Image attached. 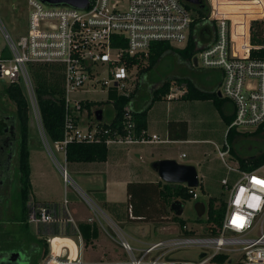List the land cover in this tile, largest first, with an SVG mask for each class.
<instances>
[{"label": "built area", "instance_id": "2783aa9c", "mask_svg": "<svg viewBox=\"0 0 264 264\" xmlns=\"http://www.w3.org/2000/svg\"><path fill=\"white\" fill-rule=\"evenodd\" d=\"M232 1L235 0H217L213 6L209 0L211 8L207 20L213 25L215 37L196 55L202 67L222 71L220 93L234 106L226 133L229 128L250 131L264 122V58L246 54L247 47L252 46L249 44L250 24L263 19L264 12L244 8ZM261 2L264 4V0ZM27 6L25 30L17 36L10 33L0 18V78L5 79L6 84L22 88L30 118L47 150H51L50 142L43 128L30 64H52L61 68L65 111L63 138L52 144L62 151L64 159L65 146L70 141H103L106 146L166 141L157 134L138 137L129 105L124 107L119 128L110 123L103 126L94 113L88 117L81 104L88 99L70 98L69 93L101 86L106 94L109 87L126 94L129 58L143 60L153 42L178 44L187 40L191 12L182 0H88L83 8L27 0ZM118 37L125 40V46ZM263 46L264 42L252 47ZM81 123L86 126L82 127ZM215 149L225 169L220 184L227 193L219 224L208 223V234H181L133 247L118 225L107 218L106 223L115 237L107 233L127 253L129 264H211V258L219 253L228 254L231 261L227 264H264V163L250 170L231 163L227 159L230 151L227 140L221 145L215 144ZM51 158L61 173L64 195L69 185L89 205H96L70 178L66 165L58 163L53 155ZM188 188L193 198H197L194 188ZM67 202L64 197L60 206L35 204L27 212L28 223L57 226L74 223ZM182 228L187 229V226ZM213 228L215 234L209 232ZM71 231L81 242L76 225ZM66 232L67 228L60 233ZM45 239L48 249L37 264H84L81 247L78 246L77 253L73 240L67 235L48 234ZM188 247L200 251L184 258L173 255ZM202 252L204 254L199 256ZM231 252L237 254L231 256Z\"/></svg>", "mask_w": 264, "mask_h": 264}, {"label": "crops", "instance_id": "0c3cea01", "mask_svg": "<svg viewBox=\"0 0 264 264\" xmlns=\"http://www.w3.org/2000/svg\"><path fill=\"white\" fill-rule=\"evenodd\" d=\"M193 37L195 41L194 46V54L192 57H187L181 52V49L185 46V42L182 44L170 43V47L165 50L162 54H160L154 63L147 66V59L144 58L141 60L140 65H135L134 67H130V81L129 79L126 81L132 85H128V88L125 86V93L131 92V99L129 106L133 112H146V127L145 133L147 136L151 134H157L160 139L166 140L163 142H149V143H134V144H111L107 146V158L105 161L101 162H87L90 163V168L86 169L82 167L83 162L76 163L70 162L72 164V168L77 171H84L90 174V193H93L95 197L101 201H104L108 204H115L118 206L120 203H124L127 201L128 195L126 192V186L128 183H142V182H151L156 183L159 180L163 181L158 173L152 168L151 163L158 159L163 158H173L175 154L179 157H187V153L184 150L177 151L176 148L172 147L171 144H180L182 145H191V157L188 158L186 164L194 165L197 174L198 181L199 176L202 178L206 176L207 172H211L218 167H223L221 161L217 158L215 144L221 145L225 140H227L230 144V151L228 155V161L231 163H238L236 157H248L253 158L260 151H255L251 153V155L240 154L238 151V146L244 143L246 137L254 134V129L250 131H237L235 130L232 136H227L226 134V126L229 124L233 118L234 114V106L233 103L224 98L220 93V86L222 81V71L219 68H204L202 67L197 59V52L208 43L213 41L215 37V30L213 25L207 23L206 25L202 23H198L193 27ZM247 52H249V46L247 48ZM142 68V69H141ZM141 69V70H140ZM135 70V76L133 77L132 71ZM139 70V71H138ZM159 70H166V74L163 76H159ZM157 77V78H155ZM188 85L192 86L198 91L207 92L216 95V99H187L186 92L188 89ZM154 94H158L160 97L153 99ZM173 101V102H172ZM174 101H189V104L179 103L177 106H173L172 103ZM155 102H159V106L154 104ZM160 103H164L160 105ZM111 109V115L106 121H99L102 123H110L113 117V110L111 104H109ZM95 110H93L94 113ZM103 116V115H102ZM214 120L211 121V120ZM98 121V120H97ZM224 128H217V126H223ZM82 127H85V123H81ZM209 133V136H201V134ZM219 137L218 140L216 138ZM203 144H209L207 147L203 146ZM211 146V147H210ZM37 147V143L32 140V143L29 146V157L30 151L34 150ZM232 150V153H230ZM185 155L182 156L181 154ZM211 155L215 156L214 165L208 166L209 158ZM176 160V159H175ZM128 162H135L136 167L127 168L124 167L123 177L122 178H111V174H113V169L120 167V165ZM148 161L149 170L147 168H142L139 166V162ZM181 163L180 161L176 160ZM30 163V184L31 191L29 194V198L32 199L36 204L49 203V204H62L64 197L67 198V207L70 213V216L73 219L74 223H66L65 226H57V225H36L35 224V235L36 236H47L48 234H59V235H67L74 242V248L77 253L79 248L81 247L82 258L84 260L85 248L80 242L78 235L71 231L74 225L79 222H95L89 220V216L93 215V211L91 213H85L83 207L80 204V198L82 197L70 186L66 188V194L64 195V182H63V193L60 199H44L43 190L36 189L39 188L40 179L42 177V170L38 167L32 172L31 162ZM68 163V162H67ZM69 163V164H70ZM184 163V162H183ZM239 164V163H238ZM222 165V166H221ZM67 167V166H66ZM83 168V169H82ZM224 168V167H223ZM61 175L60 171L58 170ZM62 179V176H61ZM89 182V181H88ZM165 182V181H163ZM199 185V183H198ZM119 187L123 188V194L125 196L120 197L117 193V189ZM96 190H99L101 193H96ZM197 195L198 192L196 188H194ZM101 195V196H100ZM91 198V197H90ZM193 198V197H192ZM198 199V196L197 198ZM79 200V201H78ZM84 201V199H82ZM91 200H93L91 198ZM208 201V199H207ZM85 202V201H84ZM95 204L98 202L94 201ZM90 209H92L91 205L85 202ZM101 211L103 208L99 205ZM85 208V207H84ZM105 209V208H104ZM107 210V209H105ZM170 210V207H169ZM206 211L202 217H206ZM109 213V214H108ZM105 214L108 216L107 218L118 225L121 229L122 225L125 222H134L137 220L142 221L143 219L134 218L130 207L128 208V216L126 214H118V217L112 215L109 211ZM171 215V216H170ZM174 214L173 211L170 210V214L166 216H162L161 218L154 220H162L167 217L171 218ZM179 216V215H177ZM197 218V217H196ZM199 218V219H200ZM107 221V220H106ZM145 221V220H143ZM148 222V221H147ZM175 222V221H174ZM99 223V222H98ZM98 230L99 234L96 238L91 239L88 243H85L87 247V251L90 246L95 244L97 240L101 239V236L107 233L106 228L99 223ZM176 223V222H175ZM195 223H197L195 221ZM177 224V223H176ZM198 224V223H197ZM99 225L104 230L101 232ZM187 226V222L185 223ZM199 225V224H198ZM31 224L29 223L28 227L30 229ZM134 226L140 231L139 225L136 226L135 223L131 224V229H134ZM206 226L199 225V230H194L187 226V229L181 228L183 230H193V234H202V230L206 229ZM61 227V228H60ZM65 228V229H64ZM67 232H64L66 230ZM69 229V231H68ZM122 230V229H121ZM179 225L177 224V231L175 235L170 237H174L177 235L185 234L182 233ZM207 230V229H206ZM34 236V235H33ZM124 236V235H123ZM105 237V236H104ZM134 235L133 238L137 241L140 236L136 237ZM169 238V237H166ZM126 239V238H125ZM165 239V238H162ZM79 240V241H77ZM83 239L81 238V241ZM160 240V239H159ZM84 241V240H83ZM116 241V240H115ZM157 241V240H156ZM155 242V241H154ZM47 243V242H46ZM119 244V243H118ZM130 244V243H129ZM131 245V244H130ZM120 246V245H119ZM132 246V245H131ZM121 247V246H120ZM122 248V247H121ZM74 250V251H75ZM41 259V258H40ZM85 261V260H84Z\"/></svg>", "mask_w": 264, "mask_h": 264}, {"label": "trees", "instance_id": "16d2710c", "mask_svg": "<svg viewBox=\"0 0 264 264\" xmlns=\"http://www.w3.org/2000/svg\"><path fill=\"white\" fill-rule=\"evenodd\" d=\"M185 7L194 14L191 13V21L187 40L185 46L181 49V52L187 57H192L194 54L195 41L193 37V27L207 20V13L202 9L192 6L188 2L182 0ZM217 0H212L213 6H215ZM207 11V10H206ZM114 37V36H113ZM116 37V36H115ZM122 40L121 45L125 46L126 42ZM114 39V38H113ZM264 42V18L253 20L250 24L249 30V44L252 46L262 45ZM115 44V43H113ZM249 46V56H258L264 58V47H252ZM170 47V43L166 41L153 42L150 45L147 59V66H151L157 57ZM141 59L129 58L127 61L128 67L132 65L139 66ZM29 69L35 85V92L38 99V105L44 131L47 139L50 143L59 141L63 138V123H64V89L62 85L61 68L52 64H30ZM142 69V68H141ZM140 69V70H141ZM139 71V70H138ZM2 94L11 103L14 104L13 114L16 118L17 128L25 136L29 132V111L28 103L23 93L22 88L17 84H5L2 88ZM160 97L158 94H154L153 99ZM187 99H216L215 94L201 92L188 85L186 92ZM131 99V92L124 94L119 93L115 87H109L107 91V102L111 104L113 110V117L110 122V126L119 128L121 126V117L124 112V107L129 105ZM82 106L87 110L88 117H92L93 110L100 108L103 104L102 101L85 100L81 102ZM133 123L135 134L139 136H147L145 133L146 127V112H133ZM103 126L106 123L99 122ZM264 129V122L256 127L254 132H259ZM235 130L229 128L227 130V136H232ZM108 148L103 141L92 142H78L70 141L65 146V160L70 162H101L107 158ZM232 153V150L231 152ZM239 166L242 169L250 170L264 163V149L253 158L248 157H236ZM20 171L23 175L21 180L23 188V202L25 203L28 198V193L31 189L30 184V163H29V146L26 144V139L22 144V152L20 158ZM222 187V186H221ZM187 185L183 183H170L158 181L156 183L142 182V183H128L126 186V192L128 195L127 201L118 204H108L101 201L99 205L101 208L107 209L112 215L118 217V214H126L128 216V208L130 207L131 213L134 218L143 219L145 221L157 220L162 216L170 214L169 207L174 200H179L181 204L186 200L192 199V193H190ZM96 193H101L96 190ZM101 196V195H100ZM215 198L209 197L207 201V211L205 218H195L194 220L202 226L208 223L219 224L223 211L225 208L224 200H221L218 204ZM23 216V217H22ZM22 216L17 217V220L21 218H27V211ZM172 219L179 225L180 230L185 225V220L177 215H172ZM77 228L81 238L85 243H88L91 239L96 238L99 234L98 225L95 222H79ZM69 231V229H68ZM202 234H208L207 230H202ZM182 232V230H181ZM211 234H215L213 228ZM182 233L193 234V230H183ZM40 250L37 254L36 260L33 264H37L41 257H43L48 249L47 243L44 239L39 240ZM228 255L225 253L215 254L211 258V264H227Z\"/></svg>", "mask_w": 264, "mask_h": 264}, {"label": "rangeland", "instance_id": "374dc122", "mask_svg": "<svg viewBox=\"0 0 264 264\" xmlns=\"http://www.w3.org/2000/svg\"><path fill=\"white\" fill-rule=\"evenodd\" d=\"M208 9L207 11L202 9L203 12L209 13V10L211 8V5L208 3L209 0H206ZM233 3L244 5V8H252L253 11L257 10L258 12H264V4L261 2V0H252V1H244V0H235L232 1ZM251 2V3H250ZM192 6H196L198 3L190 2ZM235 6V5H234ZM233 12L235 10L231 9ZM230 11V10H229ZM231 11V12H232ZM191 13L194 14V11L191 10ZM28 14V6H27V0H0V18L5 24L6 28L10 31V33L13 36H17L20 33H22L25 30V23L27 19ZM208 20H205L203 22L204 25H206ZM182 44V43H178ZM248 48V47H247ZM246 54L248 52L246 51ZM133 77L135 76V70L132 72ZM167 72L166 70H159L158 75L161 77L165 75ZM157 78V77H155ZM130 81V79H129ZM128 82V81H127ZM127 82H125V86H127ZM7 81L3 78H0V102L3 106L10 107L12 110H14V104L11 103L7 98L4 97L2 94V88L5 86ZM128 85H132V83L129 82ZM91 88V87H90ZM87 89V90H78L69 93L70 98H76V99H88L93 101H102L103 104L101 105L102 109V120L106 121L110 115H111V109L109 107V103L107 100V94L105 91V88H102L101 86H97L96 89ZM2 97V100H1ZM173 102V101H172ZM186 101H174L172 103L173 106H177L179 103H184ZM154 104L158 105L159 102H155ZM164 103H160V105H163ZM185 104V103H184ZM186 104H189V101L186 102ZM159 106V105H158ZM179 106V105H178ZM84 115V112H83ZM34 120L31 118L29 119V141L34 140L37 143V147L34 150L30 151V162H31V168L32 172H34L38 167L42 170V177L40 179V185L39 188L43 190L44 199H60L63 193V182L61 179V175L58 172V169L53 162L51 155L54 156L56 161L60 163L61 165H66L67 172L70 176V178L94 201L99 203V200L97 197L93 195V193H90V174L86 173L84 171H77L72 168V164L67 163V161L64 159L63 153L60 150H57L52 143H50L51 150H47L39 138L37 127L34 125ZM211 121L214 122L212 119ZM228 125V124H227ZM227 127V126H226ZM217 128L221 129L224 128L223 126H217ZM201 136H209V133L201 134ZM219 137L216 138L218 140ZM30 145V144H29ZM209 144H203V146H208ZM172 147L176 148L177 151L184 150L187 153V157H179L177 154L174 155L173 158L180 161L181 163H185L188 161V158L191 156V145H180V144H171ZM211 147V146H210ZM264 149V129L255 132L254 134H251V136L246 137V140L244 143L238 146V151L240 154L251 155V153L255 151H260ZM216 151V150H215ZM51 152V153H50ZM216 153V152H215ZM215 156L211 155L209 158L208 166L214 165L215 162ZM82 167L88 169L90 168V163L83 162L81 163ZM140 167L149 169L148 161L145 162H139L138 163ZM222 166V165H221ZM124 167L127 168H135L136 163L135 162H128L120 165V167L113 169V174H111V178H122L123 177V171ZM83 169V168H82ZM152 170V169H149ZM225 175V169L223 167H218L215 170L211 172H207L206 176L203 178L199 176V185L196 187V190L198 192V199L192 198L190 200H186L182 205V212L179 214V217L185 220L187 222V226L190 228H193L194 230H199L200 227L197 223H195V218L197 217L196 210L194 208V203L196 201H202L205 204V208H207V199L209 197L215 198L216 202H220L221 200H225L227 193L223 191L221 184H220V178ZM13 176L18 177V169L16 167V164L13 166ZM89 181V182H88ZM69 186V185H68ZM67 186V187H68ZM70 189V186H69ZM123 188L119 187L117 189V193L120 197L125 196L123 194ZM11 198L14 200L18 199V186L15 185L12 189ZM79 201V200H78ZM80 204L83 207V210L85 213H91L93 211V215H90L89 219L92 221H96L97 223H101L105 228L106 231H109V233L115 237V235L111 232L108 224L106 223L108 210L101 209L98 206V203L96 205H91L92 209L80 198ZM217 203V204H218ZM17 205V204H16ZM14 207H18L14 206ZM85 207V208H84ZM17 210V208H16ZM109 214V213H108ZM171 216V215H170ZM98 223V224H99ZM135 223L136 226L139 225L140 231L138 232L137 228L134 226V229H131V224ZM103 227V228H104ZM122 232L126 240L133 246V247H143L146 246L156 240L170 237L172 235H175L177 231V224L171 220V218L167 217L166 219L158 220V221H134V222H125L122 226ZM99 228L101 232L104 230L99 225ZM30 234L35 235V224H31L30 226ZM104 236H101V239L97 240L95 244L91 245L89 250L87 251V247L85 245V242L82 240V244L85 248V255H84V264H129L128 263V256L127 253L124 251L123 248H121L115 239H113L111 236H109L106 233H103ZM140 236L139 240L140 242L135 240L133 236ZM135 237V238H136ZM77 250V246H76ZM136 251V250H135ZM199 248L196 247H188V248H182L173 253L174 256L179 258H184L188 256H193L195 253L199 252ZM231 256L236 255V252L229 253ZM228 255V254H227Z\"/></svg>", "mask_w": 264, "mask_h": 264}, {"label": "flooded vegetation", "instance_id": "af4514ba", "mask_svg": "<svg viewBox=\"0 0 264 264\" xmlns=\"http://www.w3.org/2000/svg\"><path fill=\"white\" fill-rule=\"evenodd\" d=\"M207 5L206 0H201L195 7L207 10ZM25 139L27 146H30L29 132L25 136L22 134L17 128L13 110L0 102V258L12 255V263L9 264H33L40 250L39 240L42 238L46 241L45 236L30 234L27 218L16 219L36 204L29 198L30 192L26 202H23L20 158ZM15 164L17 178L13 176ZM15 185L18 186L17 200L11 198ZM16 204L18 207H14Z\"/></svg>", "mask_w": 264, "mask_h": 264}, {"label": "water", "instance_id": "95a60500", "mask_svg": "<svg viewBox=\"0 0 264 264\" xmlns=\"http://www.w3.org/2000/svg\"><path fill=\"white\" fill-rule=\"evenodd\" d=\"M49 4H68L75 7L83 8L87 5L88 0H42ZM186 2L199 3L201 0H184ZM94 116L96 120H102V109L97 108L94 111ZM152 168L158 173L159 177L165 181L170 183H183L188 187L196 188L198 186V174L194 165L179 163L175 159L163 158L155 160L151 163ZM194 208L197 213V218L203 216L205 212V204L202 201H196L194 203ZM170 210L174 212V214L179 215L182 212V204L179 200H174L170 205ZM204 253H200L199 256H202ZM13 256L1 257L0 264H9L12 263ZM231 261L230 259L228 260Z\"/></svg>", "mask_w": 264, "mask_h": 264}, {"label": "bare ground", "instance_id": "6f19581e", "mask_svg": "<svg viewBox=\"0 0 264 264\" xmlns=\"http://www.w3.org/2000/svg\"><path fill=\"white\" fill-rule=\"evenodd\" d=\"M230 11H232L231 9H230ZM233 12V11H232ZM264 47V46H263ZM247 55H249V52H248V54ZM77 241H79V240H77Z\"/></svg>", "mask_w": 264, "mask_h": 264}]
</instances>
